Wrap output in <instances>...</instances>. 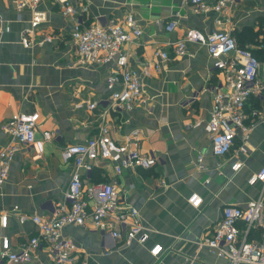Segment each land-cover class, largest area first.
Returning a JSON list of instances; mask_svg holds the SVG:
<instances>
[{
	"label": "crops",
	"instance_id": "crops-1",
	"mask_svg": "<svg viewBox=\"0 0 264 264\" xmlns=\"http://www.w3.org/2000/svg\"><path fill=\"white\" fill-rule=\"evenodd\" d=\"M69 1L82 24H107L132 16L142 29L138 38L122 46L132 68L140 71L153 60L156 49L167 51L170 58L159 71L150 66L146 74H140V98L128 107L115 108L105 81L110 66L77 63L70 39L74 17L63 14L52 0H41L35 10L43 13L44 20L29 35L33 10L17 9L16 0H0V148L8 140L2 125L18 111L38 113L37 140L45 130L51 134L40 155L35 147L20 145L9 162L7 177L0 185V248L3 236L12 249H18L36 234L31 219L19 221V214L46 215L45 203L63 199L74 164L62 158V149L85 141L105 124L117 141L138 129L140 151L154 155L156 163L150 168H126L116 175L112 163L98 159L82 177L86 183L114 180L117 195L138 210L149 237L145 244H125L107 232L65 225L62 234L75 244L77 262L231 264L204 239L211 234L224 205H245L262 188L259 182L249 184L247 178L264 166V98L252 100V107L260 112L246 119L250 128L247 139L237 136L225 155L214 156L202 124L212 104V95L204 87L219 82L221 75L212 68L202 44L186 42L185 53L179 55L173 43L191 27L232 33L262 28L264 0H237L221 12H192L189 0ZM172 18L177 25L166 30ZM45 34H51V40L38 44ZM23 35L31 41L28 46L22 44ZM195 88L200 89L197 99L182 106L180 102ZM92 101L96 105L88 108ZM197 120L201 124L193 125ZM240 145L244 152L238 151ZM236 160L242 166L233 171L230 166ZM193 193L201 198L197 206L189 201ZM2 215H6L5 224ZM254 238H260V231ZM154 243L163 248L156 257L150 253ZM24 264H51L48 250L44 247L33 252Z\"/></svg>",
	"mask_w": 264,
	"mask_h": 264
},
{
	"label": "built area",
	"instance_id": "built-area-1",
	"mask_svg": "<svg viewBox=\"0 0 264 264\" xmlns=\"http://www.w3.org/2000/svg\"><path fill=\"white\" fill-rule=\"evenodd\" d=\"M41 0H16L17 9L30 8L33 14L30 20V35L44 15L35 8ZM59 5L61 12L76 20L70 30V39L75 48L77 63L81 65L104 64L110 66L105 81L109 89V101L113 107H128L141 96L140 74H146L150 66L159 71L170 58L165 50L156 49L154 58L140 71L128 64V55L122 50L125 43L138 38L142 29L131 15L107 24L91 22L82 24L79 12L69 0H52ZM237 0H189L192 12L224 11L229 4ZM218 21V20H217ZM177 20L172 18L166 30H172ZM51 34H45L38 44L50 41ZM28 46L31 41L27 35L21 38ZM186 42L202 44L210 58L212 68L221 75L217 83H208L204 89L212 95V104L208 117L202 122L209 137L211 153L214 156L225 155L239 136L242 141L248 137V116L256 117L260 110L252 107V100L262 99L264 90V61H259L252 51L238 43L230 31L212 30L203 32L197 28H187L183 36L173 43L175 54L185 53ZM200 89L195 88L180 104L191 105ZM96 102H88L93 108ZM38 113L18 111L2 125L8 140L0 148V185L8 174V165L18 147H35L40 155L43 142L51 134L45 130L42 139L35 138ZM197 120L193 125H199ZM139 130L133 129L117 141L110 136L105 124L98 126L97 132L83 142L67 144L61 151L64 160H71L74 169L70 174L62 200L48 201L43 207L44 214H19V221L30 218L36 226V234L30 236L18 249L10 247L6 236L1 238L0 264H24L33 252L46 248L51 264H87L77 262V248L70 238L62 234V228L68 224L90 227L93 230L107 232L112 238L125 244L136 242L145 244L149 233L142 224L138 210L122 201L117 195L115 181L86 183L82 174L89 172L95 160L101 159L112 163L116 175L126 168H150L156 163L152 154H144L139 149ZM244 152V145L238 147ZM201 156L197 161L200 168ZM242 166L239 160L231 164L233 171ZM80 169L83 171L81 172ZM161 181L160 183H162ZM247 182L251 185L262 184L259 194L245 205L226 204L222 207L219 220L204 243L217 254L226 256L231 264H264V166L249 174ZM201 198L193 193L189 197L192 205L197 206ZM45 212V213H46ZM6 215L1 216L5 224ZM260 231V238H254ZM162 245L154 243L150 253L158 256Z\"/></svg>",
	"mask_w": 264,
	"mask_h": 264
},
{
	"label": "trees",
	"instance_id": "trees-1",
	"mask_svg": "<svg viewBox=\"0 0 264 264\" xmlns=\"http://www.w3.org/2000/svg\"><path fill=\"white\" fill-rule=\"evenodd\" d=\"M262 27V26H261ZM234 33H232L233 36H235L236 40L238 41L239 44H241L242 46L248 47V44L253 42L254 40H256V38L258 37V34L261 33V28L254 30V29H249V28H245L242 29L241 31H239V33H237L235 30L233 31ZM247 45V46H246ZM252 53L254 54V56L259 60V61H264V59H261L259 57V55L257 53L261 52L264 53V48L262 50H258V49H252L250 47H248ZM263 98H264V90H263ZM257 101V99L253 100ZM256 105H258V102H256Z\"/></svg>",
	"mask_w": 264,
	"mask_h": 264
},
{
	"label": "rangeland",
	"instance_id": "rangeland-1",
	"mask_svg": "<svg viewBox=\"0 0 264 264\" xmlns=\"http://www.w3.org/2000/svg\"><path fill=\"white\" fill-rule=\"evenodd\" d=\"M264 26V25H263ZM247 46V45H246ZM248 47L262 50L264 48V27L261 28V33L258 34L256 40L248 44ZM261 59H264V53H257Z\"/></svg>",
	"mask_w": 264,
	"mask_h": 264
}]
</instances>
